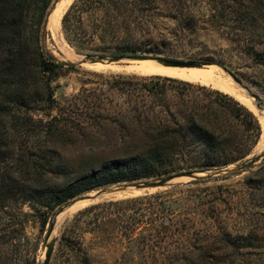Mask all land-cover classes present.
<instances>
[{
    "label": "trees",
    "instance_id": "1",
    "mask_svg": "<svg viewBox=\"0 0 264 264\" xmlns=\"http://www.w3.org/2000/svg\"><path fill=\"white\" fill-rule=\"evenodd\" d=\"M52 2L0 0V95L11 88L19 92L0 106L1 114L11 112L15 104L29 101L23 93L30 87V78L49 93V102L53 100L50 81L60 77L65 70L76 69L75 65L59 61L40 46L41 32ZM204 9L209 13L207 17ZM161 21L180 28L230 24L241 28H237L240 33L262 34L264 0H76L65 13L62 28L69 44L82 55L100 60L134 58L141 53L158 54V49L153 51L147 47L159 48L165 42L154 30ZM235 42L264 72V39H238ZM95 75L103 77L102 74ZM111 78L112 81H106L109 91L127 94L134 103L130 108L121 107L118 111L102 101L87 107L85 126L75 125L72 129L85 130V142L87 138H93L86 146L89 151L83 163L77 168L63 167L59 164V154L29 150L24 156L36 169L24 168L21 156L16 159V172L32 175L27 177L34 182V187H30L33 190L18 185L12 174L6 172L0 183V202L30 196L58 207L85 192L161 180L191 171L222 169L247 154L242 141L232 133L229 118L239 123L244 133L255 132L256 139L260 138L258 118L234 96L178 79H139L123 75ZM141 81L155 84L141 86ZM166 85H175L178 89L173 95L174 109L169 108ZM95 99L99 100L98 97ZM113 128L119 134L111 141L107 137L103 143L96 139L97 130L111 131ZM46 134L59 142L66 139L72 143L74 140L53 125ZM10 156L11 150L0 149V171L5 163L6 167L10 166L7 163ZM55 163L58 164L55 166ZM48 174L69 178V181L47 192L41 182ZM205 181H193L189 185ZM249 183L255 192H259L257 197L264 211V164ZM171 196L162 193L91 205L84 213L85 216L92 215L97 229L102 228L101 224L124 228L131 242L137 236L135 244L143 250L161 249L167 244L182 246L183 251L178 256L186 264H264L262 227L263 233L255 231L246 238L233 237L226 231L218 234L210 230L191 232L195 221L173 209ZM190 197L200 201L198 206L206 217H212L219 210L220 199L204 198L197 193ZM193 210H197L196 204ZM260 217L262 220L258 225L262 226L264 214ZM137 228L144 229L137 233Z\"/></svg>",
    "mask_w": 264,
    "mask_h": 264
},
{
    "label": "rangeland",
    "instance_id": "2",
    "mask_svg": "<svg viewBox=\"0 0 264 264\" xmlns=\"http://www.w3.org/2000/svg\"><path fill=\"white\" fill-rule=\"evenodd\" d=\"M56 2L57 0H53L51 3L50 13ZM204 12L207 17L209 13L206 9ZM48 18L41 32L40 46L59 61L75 65L76 69L65 70L61 72L60 77L50 81L53 100L49 102H47L49 93L42 85H36L33 78L29 77L30 87H27L23 93L29 101L15 104L12 106L11 112L0 113V139H2L0 149L11 150V160L7 162L10 163V166L6 167L5 163L1 167L0 183L2 174L9 172L18 185L27 188L34 187V182L28 178L32 175L28 176L16 172V159L21 156H23L22 166L24 168L36 169L31 165L32 163H27L28 159L25 156L29 150L55 152L60 155L61 162L59 164L63 167L77 168L81 165L85 160V154L89 151L86 146L90 145L93 138L90 140L86 137L85 142V130L72 131V129L75 125L85 126L87 107L93 103L98 105L102 101L106 106L118 111L121 107L130 108L134 103L133 98L127 94H120L116 90L109 91L110 88L106 81H112V76H135L139 79L151 77L178 79L206 86L232 96L221 84L222 80H226L234 84L243 93L245 90L254 91L264 101L263 69L256 64L252 56H246L235 42L238 39H264V31L262 34L248 31L240 33L238 29L241 28L230 24L224 27L201 24L190 28H180L175 24L161 21L154 30L155 35L163 36L165 42L159 48L156 46L147 47L153 51L158 49V54L141 53L139 57L134 58H104L102 60H111L113 62L110 65H115V67H106L79 63L77 57L89 56L80 54L75 47L69 44L62 28V19L59 29L53 31L48 26ZM89 58L92 60L99 59L98 57ZM138 58L193 61L203 64L202 70L216 67L220 71H216V77L211 82H191L165 73L130 68L134 65L135 59ZM95 74H102L103 77H98ZM148 84L154 85L155 82L152 84L143 82L141 86ZM165 89L169 108L174 109L172 107L175 100L173 95L178 89L175 85H166ZM18 93L11 88L6 94L0 95V106L2 107V104H6ZM95 97H98L99 100H96ZM235 99L237 100V98ZM246 106L259 120L261 125L260 138L256 139L255 132L244 133V128L229 118L232 123V133L238 141H242L241 145L247 154L241 160L230 163L222 169L204 172L191 171L189 173H200L199 180H206L205 182L189 185L193 181L184 180L175 183L172 187L154 190L148 195L109 196L104 201L97 204L91 203L66 216L61 223L57 220L56 215L64 206L79 197L92 195L104 189L85 192L58 207L46 201L40 202L30 196L11 202H0V264H43L51 238H53V251L49 264H186L178 256L183 251L182 246L176 247L173 244H167L161 249L143 250L135 244L137 236H134V240L131 242L130 235L126 234L124 228L101 224L102 228L97 229L96 221L92 215L85 216L84 213L89 206L162 193H170L172 195L170 203L173 205V209L180 212L183 217H189L195 221V227L191 232L210 230L212 233L218 234L226 231L231 233L233 237L244 236L245 238L250 234H255V231L263 233L261 227L264 229V223L262 226L258 225V221L262 220L260 215L264 214L257 197L259 192L254 191L249 180L264 164V157L258 158L251 168L248 167L246 170L236 172V165L243 163L245 159L255 157L263 144L264 127L261 119L252 107ZM51 125L62 129L66 137H72V140L74 139L73 144L66 139L59 142L49 137L46 132ZM116 134L119 133L114 128L111 131L99 129L95 137L100 143H103L106 141V137L111 141ZM68 181L69 178L48 174L41 183L44 185L45 191L51 192L57 185L64 186ZM30 190L32 191L33 188ZM192 193L202 195L204 198L210 196L211 199H220L221 202L218 201L217 204L219 210L212 214V217H206V214L202 213L201 207L198 206L200 201L198 202L195 197H190ZM192 203L194 206L196 204V211L193 210ZM55 217L57 224L52 236H50V229ZM137 229L136 232L140 233L144 228ZM244 243L247 244V242ZM246 244L245 246H247Z\"/></svg>",
    "mask_w": 264,
    "mask_h": 264
},
{
    "label": "water",
    "instance_id": "3",
    "mask_svg": "<svg viewBox=\"0 0 264 264\" xmlns=\"http://www.w3.org/2000/svg\"><path fill=\"white\" fill-rule=\"evenodd\" d=\"M63 0H57V2L54 4L50 16L55 12V10L62 4ZM49 16V18H50ZM48 18V22H49ZM47 22V23H48ZM79 63L81 64H89V65H94V64H111L113 61L108 60H92L89 57H77ZM135 61H154L157 62L163 66L166 67H172V68H201L203 67V64L199 62H182V61H176V60H169V59H146V58H138L135 59ZM241 88L243 86L240 85ZM244 94L247 97H250L254 99V104L257 107V109L261 112L264 113V101L254 92L251 90H245ZM261 156L264 157V152L261 154H257L255 157H251L249 159H245L243 163L237 164L236 165V172H240L243 170H246L248 167L251 168V166L257 161L258 158ZM200 173H192V174H182V175H177V176H172L169 178L161 179V180H154V181H146L142 183H137V184H132V185H125L121 186L119 188H104V190H101L100 192H97L92 195H86L79 197L75 199L72 203H77L82 200H88L94 204H97L98 202L104 201L106 197L113 196V195H134V194H143V195H148L150 192L158 189H164L168 187H172L175 183L184 181V180H191V181H197L200 179ZM93 204V205H94ZM64 211V207L59 211V213L56 215V217L60 216ZM56 217L52 223L51 229H50V236H52L55 227H56ZM53 251V241L49 243L48 245V250L45 256V261L43 264H49V261L51 259Z\"/></svg>",
    "mask_w": 264,
    "mask_h": 264
},
{
    "label": "bare ground",
    "instance_id": "4",
    "mask_svg": "<svg viewBox=\"0 0 264 264\" xmlns=\"http://www.w3.org/2000/svg\"><path fill=\"white\" fill-rule=\"evenodd\" d=\"M74 0H63L62 4L55 10V12L50 16L48 26L53 29V31H56L59 29L60 21L63 17V15L68 10L69 6ZM70 54V53H69ZM74 54V53H73ZM72 56V54H71ZM64 59V58H63ZM94 65H102L106 67H115V65H109V64H94ZM130 68L140 70V71H147V72H157V73H165L168 75H172L178 78L185 79L187 81L191 82H201V83H208L213 81V79L216 77V71H220L219 68L216 67H210L207 70H202L203 68L198 69H189V68H172V67H166L163 66L157 62L154 61H135L134 65L130 66ZM223 88L228 91L232 96L237 98L239 101H242L246 105L252 107L254 111L257 113L259 118L261 119L262 125L264 127V113H261L257 107L254 104V99L247 97L243 92H241L234 84L222 80L221 82ZM243 90V89H242ZM264 132V130H263ZM258 154H261L264 152V135H263V144L258 150ZM92 202L88 200H82L77 203H69L66 206H64L63 213L57 217V220L61 223V221L68 215L77 212L79 209L91 204ZM53 238H51L52 242Z\"/></svg>",
    "mask_w": 264,
    "mask_h": 264
}]
</instances>
